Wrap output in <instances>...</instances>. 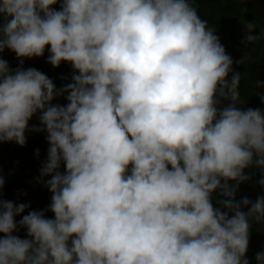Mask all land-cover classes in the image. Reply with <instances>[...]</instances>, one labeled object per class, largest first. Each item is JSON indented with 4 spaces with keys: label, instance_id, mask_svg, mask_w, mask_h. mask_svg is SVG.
<instances>
[{
    "label": "clouds",
    "instance_id": "1",
    "mask_svg": "<svg viewBox=\"0 0 264 264\" xmlns=\"http://www.w3.org/2000/svg\"><path fill=\"white\" fill-rule=\"evenodd\" d=\"M57 3L0 0V54L22 65L48 48L50 65L73 69L57 90L0 58V143L23 147L40 114L32 130L47 132L40 177H51L54 214L28 212L19 227L30 239L13 235L28 205L2 199L0 176V264H249L264 196H235L247 169L264 174V112L237 107L241 75L194 0ZM244 28L245 46L264 36ZM65 93L66 106L52 105Z\"/></svg>",
    "mask_w": 264,
    "mask_h": 264
},
{
    "label": "trees",
    "instance_id": "2",
    "mask_svg": "<svg viewBox=\"0 0 264 264\" xmlns=\"http://www.w3.org/2000/svg\"><path fill=\"white\" fill-rule=\"evenodd\" d=\"M62 3L63 0H58V3L52 6L53 9L61 10ZM194 6L200 18L216 30L220 43L233 60V73L241 75L239 90L242 103L237 107L241 110L252 108L264 112V103L261 100L264 96V36L247 46L242 43L248 34L244 28L245 21L256 23V28L251 33L254 36H259L264 30V0H194ZM48 56L49 49L46 48L42 57L25 58L21 65L14 52L6 49L0 54V58L8 63L12 73L20 67L24 70L34 68L45 74L53 81L55 88L60 90L72 82V66L62 62L58 68H54L47 62ZM245 56L247 59L244 63H238ZM231 77L232 73L227 79L230 81ZM66 96V93L63 96H57L52 101V105L66 106L68 103ZM229 103L230 101L222 100L218 107L222 108ZM39 115L37 113L29 121L28 130L25 133L26 144L23 147L15 142L0 143V176L5 181L2 199L16 205L21 203L28 205L21 216L14 218L17 231L13 232V235L21 239H30L27 236V230L19 227V221L23 215H27L30 211H42L45 218L54 219V214L48 210L52 194L45 186L46 180L51 177H40L49 149L47 132L32 130L33 128L43 129ZM59 171L61 173L65 171L63 163ZM245 174L249 176V179L239 185L235 200L240 202L247 198L254 203L258 197L264 196V187L259 184L264 174L256 167L247 169ZM212 203L214 207H221L215 194ZM221 210L224 211L223 208ZM241 210L247 212L248 208L242 207ZM229 215L231 216V213ZM250 223L249 246L245 258L249 264H257L256 255L264 253V224H258L255 221ZM2 237L3 234H0V238Z\"/></svg>",
    "mask_w": 264,
    "mask_h": 264
}]
</instances>
